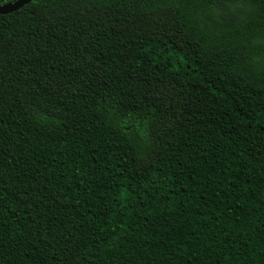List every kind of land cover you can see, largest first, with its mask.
I'll list each match as a JSON object with an SVG mask.
<instances>
[{
    "label": "trees",
    "instance_id": "16d2710c",
    "mask_svg": "<svg viewBox=\"0 0 264 264\" xmlns=\"http://www.w3.org/2000/svg\"><path fill=\"white\" fill-rule=\"evenodd\" d=\"M0 264H264V0L0 15Z\"/></svg>",
    "mask_w": 264,
    "mask_h": 264
},
{
    "label": "water",
    "instance_id": "95a60500",
    "mask_svg": "<svg viewBox=\"0 0 264 264\" xmlns=\"http://www.w3.org/2000/svg\"><path fill=\"white\" fill-rule=\"evenodd\" d=\"M32 0H14L12 2H0V15H5L17 11L29 4Z\"/></svg>",
    "mask_w": 264,
    "mask_h": 264
}]
</instances>
